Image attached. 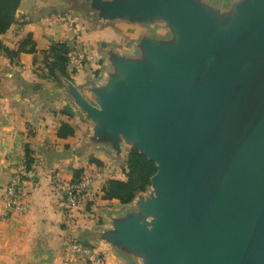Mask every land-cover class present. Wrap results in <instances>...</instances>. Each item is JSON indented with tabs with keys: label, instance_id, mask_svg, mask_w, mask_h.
<instances>
[{
	"label": "water",
	"instance_id": "1",
	"mask_svg": "<svg viewBox=\"0 0 264 264\" xmlns=\"http://www.w3.org/2000/svg\"><path fill=\"white\" fill-rule=\"evenodd\" d=\"M98 21L143 29L105 49L93 103L67 93L90 142L153 162L146 192L89 239L127 264H264V0H73Z\"/></svg>",
	"mask_w": 264,
	"mask_h": 264
},
{
	"label": "crops",
	"instance_id": "2",
	"mask_svg": "<svg viewBox=\"0 0 264 264\" xmlns=\"http://www.w3.org/2000/svg\"><path fill=\"white\" fill-rule=\"evenodd\" d=\"M125 32L124 24L98 21L84 9L73 8L69 0H21L14 24L1 36L5 50L0 54V264H90L92 252L106 255L101 260L116 257L106 244L89 236L109 227V216L131 206L102 199L107 181H126L131 149L124 148L120 159L111 147L91 144L93 125L67 93L63 76H58L59 82L49 76L44 53L55 42L90 50L93 60L80 71L68 65L67 73L93 103L89 88L104 82L109 67L102 45L134 51V46L120 50L114 45ZM33 45L36 53L30 52ZM62 124L74 135L59 138ZM27 149L34 159L27 211L23 217L6 219L2 195ZM75 171L91 179L92 189L79 208L68 213L52 181L73 180ZM68 242L91 250L77 252L67 247Z\"/></svg>",
	"mask_w": 264,
	"mask_h": 264
},
{
	"label": "trees",
	"instance_id": "3",
	"mask_svg": "<svg viewBox=\"0 0 264 264\" xmlns=\"http://www.w3.org/2000/svg\"><path fill=\"white\" fill-rule=\"evenodd\" d=\"M21 0H0V54L5 49L1 36L4 35L15 22L16 14ZM31 41V40H30ZM28 41V43H30ZM27 43V42H26ZM10 53L9 51H7ZM36 53L35 45L30 49ZM71 48L66 43L55 42L48 51L44 53V64L49 76L59 82L58 76L69 79L67 67L69 65V54ZM74 135V130L67 124H62L58 131L59 138H68ZM28 169L32 168L34 159L29 149L25 152ZM92 163L100 164L98 161ZM156 166L147 157L135 150H131L127 159L126 181L109 180L103 187L102 199L106 201L118 200L122 205L131 204L139 193H143L151 185V178L156 174ZM74 179L79 181L82 177L80 171H75Z\"/></svg>",
	"mask_w": 264,
	"mask_h": 264
},
{
	"label": "built area",
	"instance_id": "4",
	"mask_svg": "<svg viewBox=\"0 0 264 264\" xmlns=\"http://www.w3.org/2000/svg\"><path fill=\"white\" fill-rule=\"evenodd\" d=\"M91 60H93V57L87 47L71 48L69 65L73 67L74 71H80ZM33 177V168L28 169L25 157L19 159L14 166L11 181L2 195L4 217L6 219L12 215L18 217L25 215L31 189L30 182H32ZM52 183L61 196L68 213L76 211L92 189V181L87 177H83L79 181L54 178ZM67 247L77 252H86L80 245L72 244V242H68ZM90 260L95 264H102L100 257L92 255Z\"/></svg>",
	"mask_w": 264,
	"mask_h": 264
},
{
	"label": "rangeland",
	"instance_id": "5",
	"mask_svg": "<svg viewBox=\"0 0 264 264\" xmlns=\"http://www.w3.org/2000/svg\"><path fill=\"white\" fill-rule=\"evenodd\" d=\"M71 5L74 6L72 3H73V0H69ZM124 27L126 28V32H125V35H122L121 36V40L120 41H117L114 43V45L118 46V48L120 50H127L128 48H132L134 46V43L136 41V38L139 37L142 33H145V34H149V35H152V36H155L157 35L156 31H162V28L158 27V28H149V27H146V28H142V27H138V26H129V25H124ZM90 51V50H89ZM91 53V52H90ZM91 56L93 57V55L91 54ZM92 61V60H91ZM147 191V190H146ZM145 191V192H146ZM93 203V202H91ZM132 205V204H131ZM132 207V206H131ZM65 208V206H64ZM89 208V206H88ZM89 210V209H88ZM65 211H68L66 208H65ZM76 241V240H75ZM72 244H74V242H72ZM75 244H78V243H75ZM83 249L84 248H87L88 250H91L87 245L85 247H82ZM110 253V252H109ZM108 253V254H109ZM92 254L96 257H100L98 255H96V253L92 252ZM107 254V255H108ZM100 255H103V254H100ZM92 256V255H91ZM104 257H106V255H103L100 257V259H103ZM103 261L105 264H127L124 260H122L120 257H118L116 255V257L114 258L113 256H108V259L106 260H101ZM90 264H95L94 262H90Z\"/></svg>",
	"mask_w": 264,
	"mask_h": 264
}]
</instances>
